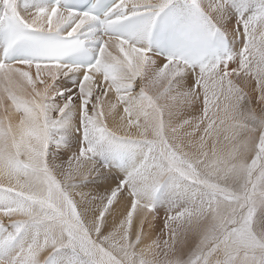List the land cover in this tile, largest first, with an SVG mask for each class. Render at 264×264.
<instances>
[{
	"label": "snow or ice",
	"instance_id": "1",
	"mask_svg": "<svg viewBox=\"0 0 264 264\" xmlns=\"http://www.w3.org/2000/svg\"><path fill=\"white\" fill-rule=\"evenodd\" d=\"M0 113V264H264V0H0Z\"/></svg>",
	"mask_w": 264,
	"mask_h": 264
},
{
	"label": "rangeland",
	"instance_id": "2",
	"mask_svg": "<svg viewBox=\"0 0 264 264\" xmlns=\"http://www.w3.org/2000/svg\"><path fill=\"white\" fill-rule=\"evenodd\" d=\"M71 83L72 82L70 81L69 82V86L71 85ZM61 145L64 146V147H66V145L64 144V142H61ZM50 148L55 149V148H57V145L56 144H52V145H50ZM74 150H75V145H73L71 151H74ZM69 154H70L69 151H60L59 152V161L66 160L67 159V155H69ZM103 176L105 177V179L92 178V179H90L88 181H85L82 185H80L79 190L86 191V192H92V193H102L105 190V188L110 187V186H113L117 182L115 180V178H114V175L111 174L108 171L104 172L103 173ZM109 178H112L113 180L111 181ZM163 196H166V193L163 194L161 197H163ZM161 199L164 200V203L167 202V199L165 197L164 198H161ZM163 217L164 216L157 217V220L155 221V223H157V225H160L161 222H162V220H163Z\"/></svg>",
	"mask_w": 264,
	"mask_h": 264
},
{
	"label": "bare ground",
	"instance_id": "3",
	"mask_svg": "<svg viewBox=\"0 0 264 264\" xmlns=\"http://www.w3.org/2000/svg\"><path fill=\"white\" fill-rule=\"evenodd\" d=\"M34 71V70H33ZM114 98V97H113ZM120 111H121V114H123V108L121 107L120 108ZM0 114H2V113H0ZM110 170H112V171H114L115 172V175L117 176V179H119L120 177L122 178V171H117V170H115L114 168H112V169H110ZM112 174V173H111ZM110 176V175H109ZM115 178V177H114ZM111 181L113 180L112 178H109ZM116 179V180H117ZM163 194V193H162ZM165 196H163V197H161V198H164ZM164 204V205H163ZM167 207H168V203L166 202V203H164V200H162V199H160V201L158 202V204H157V206H156V215H157V217H161V216H164L165 215V211H166V209H167ZM161 219V218H160ZM157 220V219H156ZM155 223V222H154ZM160 223V222H159ZM158 223V224H159ZM156 224V226H157V229L162 225V222H161V224L160 225H157V223H155ZM155 238V233L153 234V236H152V239H154ZM151 242V240H146V243H150Z\"/></svg>",
	"mask_w": 264,
	"mask_h": 264
}]
</instances>
